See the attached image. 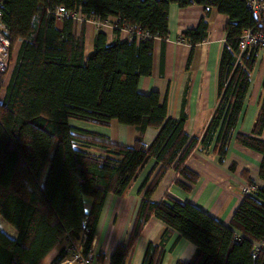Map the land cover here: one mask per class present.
<instances>
[{
  "label": "trees",
  "instance_id": "16d2710c",
  "mask_svg": "<svg viewBox=\"0 0 264 264\" xmlns=\"http://www.w3.org/2000/svg\"><path fill=\"white\" fill-rule=\"evenodd\" d=\"M172 3L203 7L198 25L179 36L191 45L189 60L207 38L211 11L229 18L218 104L201 138L186 131L185 103L181 117L173 118L157 91H138L140 78L153 71L154 40L165 44L169 37ZM60 6L81 12L85 20L114 19L115 40L109 42L99 29L92 53L86 55L85 28L78 32L71 17L59 20ZM0 9L12 54L15 42H20L7 85L0 78V218L17 231L11 237L0 225V264H41L64 242L71 246L80 241L88 254L107 197L122 196L151 158L161 167L141 187L144 193L133 228L127 242L116 245L109 264L127 263L153 217L167 229L159 242L149 243L142 264H162L173 232L196 246L190 260L176 264H264V246L257 250V243H264V98L251 134L237 132L260 52L259 46L243 51L240 42L245 30L264 32V16L255 15L247 0H0ZM131 25L150 36L121 40L122 28ZM71 120L102 126L117 120L140 133L133 145L124 146L78 129ZM150 127L159 131L147 145L144 134ZM233 140L261 155L263 184L244 172L256 190L244 195L230 225L171 195L153 200L170 169L181 176L178 186L192 190L190 183H197L200 175L186 162L198 146H213L224 163ZM91 147L105 154L91 153ZM68 246L56 263L70 255ZM98 258L104 262L103 255Z\"/></svg>",
  "mask_w": 264,
  "mask_h": 264
},
{
  "label": "crops",
  "instance_id": "0c3cea01",
  "mask_svg": "<svg viewBox=\"0 0 264 264\" xmlns=\"http://www.w3.org/2000/svg\"><path fill=\"white\" fill-rule=\"evenodd\" d=\"M202 14V6L181 7L175 3L170 5L169 37L165 44L160 38L154 40L152 74L141 77L138 84L140 93L149 94L157 91L160 94L161 102H167L170 117L180 118L185 103L188 116L186 131L191 136L200 138L208 127L218 104L219 65L226 43L225 27L229 20L227 15L213 9L209 16L207 38L195 47L189 60L191 45L181 41L179 36L183 30L195 28ZM111 23L112 25L101 26L107 33L109 42L116 38L113 22ZM82 25H79L78 32L82 27L85 28V50L86 55H89L93 50L95 35L101 27L94 19H87ZM127 34V30H122L120 39L124 40ZM262 98H264V53L259 52L237 132L251 134ZM71 125L104 136L112 143L124 146L133 145L140 133L135 126L120 124L117 120H112L108 126L79 120H71ZM158 131L157 128H148L144 134V142L151 145ZM262 137L264 138V134ZM89 150L94 154H105L100 148L91 147ZM261 159L260 154L242 146L235 140L230 145L228 157L224 163L219 162L213 146L208 149L198 146L186 162L200 175L197 183H190L192 190L186 191L178 186L176 179L181 176L170 169L160 181L153 200L159 202L167 195H171L181 201L191 202L223 223L230 225L235 210L244 198L242 188L248 184L244 172L254 182L263 184L259 177ZM232 164L236 166L234 171L231 169ZM160 167L161 165H157L154 158L149 159L122 196L110 194L107 197L92 244L95 252V260L92 264H109L110 256L116 245L127 242L144 193L140 192V189L148 177L150 181L153 180ZM91 203L92 199L86 198L88 209L91 208ZM4 220L0 218L2 229L11 237H16L17 231ZM166 229L167 226L162 221L151 218L126 264H142L149 243L159 242ZM67 246L68 242L58 245L41 264H84L82 262L71 263L70 255L56 263V258ZM166 251L162 264H176L180 260H190L196 251V246L181 238L178 232H173L167 243ZM99 254L104 256L102 263L98 258Z\"/></svg>",
  "mask_w": 264,
  "mask_h": 264
},
{
  "label": "built area",
  "instance_id": "2783aa9c",
  "mask_svg": "<svg viewBox=\"0 0 264 264\" xmlns=\"http://www.w3.org/2000/svg\"><path fill=\"white\" fill-rule=\"evenodd\" d=\"M247 6L252 10V12L258 17L264 16V1L263 0H247ZM57 17L59 20L64 17L73 18L78 25H82L86 20L83 15L79 11H69L64 7L60 6L56 11ZM2 11L0 9V78L4 77L10 70L12 63V51H11V40L6 35L7 29L2 22ZM94 21L97 23L99 27L105 25H112L111 22H115L114 20H101L98 18H94ZM114 25V24H113ZM102 28V27H101ZM122 30H127L128 34L124 40L129 42H133L134 40L139 41L142 38H147L150 34L141 27L131 25L124 26ZM121 30V31H122ZM251 46H259L260 52L264 53V32H256L252 30H245L241 42L240 48L244 51ZM256 190L255 185L245 184L242 188L243 194H253ZM89 230H86L82 235V240L85 241L88 238ZM264 246V243H257V250ZM83 243L80 241L74 245L68 246V250L70 251V261L74 262H82L84 264H92L95 260V252L91 248L88 254L83 253Z\"/></svg>",
  "mask_w": 264,
  "mask_h": 264
},
{
  "label": "rangeland",
  "instance_id": "374dc122",
  "mask_svg": "<svg viewBox=\"0 0 264 264\" xmlns=\"http://www.w3.org/2000/svg\"><path fill=\"white\" fill-rule=\"evenodd\" d=\"M19 46H20V42L16 41L15 44H14V50H13V55H12V63H11V67H10V70L9 72L4 76V84L7 85L8 83V80H9V76L10 74L12 73V70L14 68V65H15V56L17 54V50L19 49ZM4 96V90L2 91V94H1V98ZM5 221V220H4ZM7 222V221H5Z\"/></svg>",
  "mask_w": 264,
  "mask_h": 264
}]
</instances>
